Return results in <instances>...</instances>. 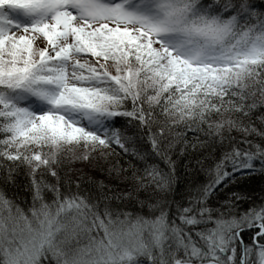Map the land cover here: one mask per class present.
Segmentation results:
<instances>
[{
  "label": "snow or ice",
  "instance_id": "6c2138e0",
  "mask_svg": "<svg viewBox=\"0 0 264 264\" xmlns=\"http://www.w3.org/2000/svg\"><path fill=\"white\" fill-rule=\"evenodd\" d=\"M256 174L264 0H0V264H264Z\"/></svg>",
  "mask_w": 264,
  "mask_h": 264
},
{
  "label": "trees",
  "instance_id": "16d2710c",
  "mask_svg": "<svg viewBox=\"0 0 264 264\" xmlns=\"http://www.w3.org/2000/svg\"><path fill=\"white\" fill-rule=\"evenodd\" d=\"M76 162H77V164L74 163L75 165L80 164L78 161H76ZM121 162H122V158H121ZM178 163H180V168L178 171V178H179V183L182 186L185 183V181L187 179H189V177L187 176V174L184 171V167H183L182 162H178ZM76 168H78V167H73V169H76ZM89 173L95 174L96 176L100 175V172L98 169L90 170ZM197 178L203 179V176L201 175ZM262 187H264V176H261L259 174L243 177L239 183H232L229 185V188H234V189H237L240 191L248 192L250 194L255 193V195H257V196L260 195V189ZM180 190L181 189L178 188L177 192H179Z\"/></svg>",
  "mask_w": 264,
  "mask_h": 264
},
{
  "label": "rangeland",
  "instance_id": "374dc122",
  "mask_svg": "<svg viewBox=\"0 0 264 264\" xmlns=\"http://www.w3.org/2000/svg\"><path fill=\"white\" fill-rule=\"evenodd\" d=\"M74 163L77 164V162H69L68 163V167H70L72 169H73V167H78V168L83 167L86 172H90V170H94L95 169V168H90L88 165L82 164L81 162H79L80 163L79 165H75Z\"/></svg>",
  "mask_w": 264,
  "mask_h": 264
}]
</instances>
